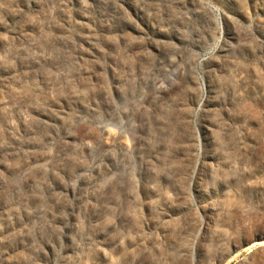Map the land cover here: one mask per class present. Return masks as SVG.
<instances>
[{
	"label": "rangeland",
	"instance_id": "374dc122",
	"mask_svg": "<svg viewBox=\"0 0 264 264\" xmlns=\"http://www.w3.org/2000/svg\"><path fill=\"white\" fill-rule=\"evenodd\" d=\"M0 264H264V0H0Z\"/></svg>",
	"mask_w": 264,
	"mask_h": 264
},
{
	"label": "bare ground",
	"instance_id": "6f19581e",
	"mask_svg": "<svg viewBox=\"0 0 264 264\" xmlns=\"http://www.w3.org/2000/svg\"><path fill=\"white\" fill-rule=\"evenodd\" d=\"M261 245V244H260Z\"/></svg>",
	"mask_w": 264,
	"mask_h": 264
}]
</instances>
